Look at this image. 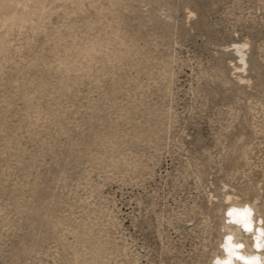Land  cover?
I'll list each match as a JSON object with an SVG mask.
<instances>
[{"label":"rangeland","instance_id":"1","mask_svg":"<svg viewBox=\"0 0 264 264\" xmlns=\"http://www.w3.org/2000/svg\"><path fill=\"white\" fill-rule=\"evenodd\" d=\"M256 196L264 0H0V264H211Z\"/></svg>","mask_w":264,"mask_h":264},{"label":"bare ground","instance_id":"2","mask_svg":"<svg viewBox=\"0 0 264 264\" xmlns=\"http://www.w3.org/2000/svg\"><path fill=\"white\" fill-rule=\"evenodd\" d=\"M244 60L243 47H239ZM256 196L251 201L226 199L222 240L211 264H264V224Z\"/></svg>","mask_w":264,"mask_h":264}]
</instances>
